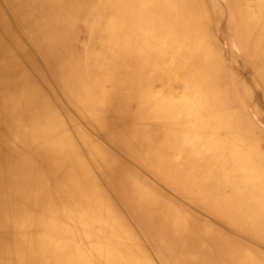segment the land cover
<instances>
[{
  "label": "bare ground",
  "instance_id": "1",
  "mask_svg": "<svg viewBox=\"0 0 264 264\" xmlns=\"http://www.w3.org/2000/svg\"><path fill=\"white\" fill-rule=\"evenodd\" d=\"M0 264H264V0H0Z\"/></svg>",
  "mask_w": 264,
  "mask_h": 264
}]
</instances>
